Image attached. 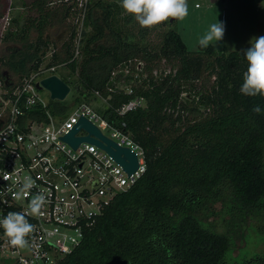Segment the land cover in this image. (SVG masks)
I'll return each mask as SVG.
<instances>
[{
  "label": "trees",
  "instance_id": "trees-1",
  "mask_svg": "<svg viewBox=\"0 0 264 264\" xmlns=\"http://www.w3.org/2000/svg\"><path fill=\"white\" fill-rule=\"evenodd\" d=\"M29 5L36 16L4 35L21 45L3 62L18 82L39 67L47 45L42 36L49 14L45 1ZM96 6L98 19L92 15ZM83 7L81 24L88 30H79L77 55L71 30L63 43L64 57L59 61L51 53L45 68L64 63L76 74L77 94L98 90L105 95L118 65L129 59L141 62L136 77L130 68L122 79L144 105L115 117L112 108L129 97L111 92L104 118L125 122L142 148L145 170L132 186L113 196L84 230L80 243L57 264H225L230 239L200 214L222 201L228 210L239 216L248 213L256 226L264 227V98L240 93L247 69L244 52H218L211 44H197L189 51L172 28L157 50L124 42L118 34L114 43L103 45L96 42L103 27L112 26L111 4L98 0ZM32 28L33 41L28 39ZM160 60L175 64L158 68ZM203 72L211 77L206 86L201 83ZM13 86L4 81L6 94ZM257 105L260 114L253 112ZM52 108L65 110L58 102ZM35 114L44 118L39 110ZM233 264H264V253Z\"/></svg>",
  "mask_w": 264,
  "mask_h": 264
},
{
  "label": "built area",
  "instance_id": "built-area-1",
  "mask_svg": "<svg viewBox=\"0 0 264 264\" xmlns=\"http://www.w3.org/2000/svg\"><path fill=\"white\" fill-rule=\"evenodd\" d=\"M85 1L83 4L80 1L81 14ZM78 38H75L74 56L77 55ZM118 66H125L118 72L122 75L118 77L115 70L111 72L113 86L106 87L105 95L93 90L81 96L82 102L70 110L65 107L61 113H48L35 87V82L48 75L45 71L52 72L53 66L38 67L30 72L11 87L9 94L4 89L7 108L0 116V219L8 212L27 213L31 195L37 192L45 193L47 203L41 215H27L28 221L35 225L27 238L28 247H12L0 228V264H57L80 243L84 230L113 196L127 190L144 172L142 148L132 140L125 122H109L104 118L111 92L121 91L129 97L112 108L115 117L144 105V100L133 95L130 84H124L122 79L130 68L136 77L141 62L127 60ZM90 101L102 103L103 107L98 110ZM37 110L43 113V119L37 118ZM80 116L117 146L133 152L136 168L126 172L104 149L93 143L81 141L72 148L63 141L61 136ZM86 134L85 129L79 128L74 135ZM27 176L35 182L31 195L17 200L14 193Z\"/></svg>",
  "mask_w": 264,
  "mask_h": 264
},
{
  "label": "rangeland",
  "instance_id": "rangeland-1",
  "mask_svg": "<svg viewBox=\"0 0 264 264\" xmlns=\"http://www.w3.org/2000/svg\"><path fill=\"white\" fill-rule=\"evenodd\" d=\"M32 0H0V116L7 108V102L3 97L5 92L3 83L5 80L18 83L17 74L10 71L3 64L13 49L21 50L18 41L5 38L4 35L9 31H14L20 24L36 16V11L31 9ZM45 8L49 10L48 18L42 30V36L46 40L44 56L39 68H44L54 53L60 61L64 57V46L71 30L78 32L88 30L81 24V11L84 0H43ZM98 0H86L85 3L93 4ZM111 4L113 9V22L111 28L103 27V36L96 43L110 45L115 42L116 34L124 42L132 43L137 47L144 46L150 50H157L161 44L163 34L168 29H173L178 33L185 44L187 50L192 51L196 48L199 38L209 29L214 22H221L225 26L223 40L213 42L211 45L218 52L227 53L235 50L245 52L251 45L250 41L254 37L264 36V0H187L188 15L183 20H171L155 26L151 29H144L139 26L135 19L124 12L121 7V0H99ZM83 6V5H82ZM92 15L96 19L100 18V8L93 7ZM36 30L30 29L28 39L33 41ZM74 42V41H73ZM75 44V43H74ZM80 59V56L77 58ZM132 60V59H129ZM172 62L160 60L157 67L169 68ZM172 64H175L173 61ZM53 72L59 77L67 78L70 81L69 92L62 100H53L48 97L44 89H37L40 99L45 104L48 113H52L53 102L66 107L70 110L77 103L82 102L81 95L75 92L77 85L75 72H71L64 63L58 62L54 66ZM125 66L117 67L114 74L122 70ZM211 77H207L206 72L201 75V83L206 86ZM77 99H74V97ZM87 101V100H86ZM91 102V106L100 110L102 103ZM2 117V116H1ZM107 133V130H103ZM226 201V200H224ZM210 206V205H208ZM210 209V210H209ZM206 212L200 214L202 221L211 225L216 232L228 235L230 247L223 257L225 264L241 263L248 260L255 254L264 253V227L256 226L257 220L250 215L236 214L233 210H228L225 202H215Z\"/></svg>",
  "mask_w": 264,
  "mask_h": 264
},
{
  "label": "clouds",
  "instance_id": "clouds-1",
  "mask_svg": "<svg viewBox=\"0 0 264 264\" xmlns=\"http://www.w3.org/2000/svg\"><path fill=\"white\" fill-rule=\"evenodd\" d=\"M121 7L125 13L131 15L141 28L151 29L162 23L173 20H183L188 15L187 0H121ZM225 26L221 22H214L209 29L199 38L198 45L207 48L213 42L223 40ZM250 47L244 52L247 69L243 73V83L240 93L249 96L264 98V36L254 37L250 41ZM259 105L253 108V112L260 114ZM31 176L24 178L19 190L14 193L17 200L31 195L34 187ZM47 203V197L43 191L31 195L28 203V212H8L0 219V228L8 238L12 247L24 249L29 246L27 239L35 230L27 215L33 217L42 214V209Z\"/></svg>",
  "mask_w": 264,
  "mask_h": 264
},
{
  "label": "water",
  "instance_id": "water-1",
  "mask_svg": "<svg viewBox=\"0 0 264 264\" xmlns=\"http://www.w3.org/2000/svg\"><path fill=\"white\" fill-rule=\"evenodd\" d=\"M172 19L169 20V22ZM37 89H44L48 93V97L53 100H62L69 92L70 86L65 83L59 76L54 73L45 75L35 82ZM84 97V96H82ZM83 128L87 131L86 135L75 136V132ZM61 139L68 143L72 148L81 141L95 144L104 149L117 163H119L126 172L133 171L137 166L136 157L126 147L117 146L110 139L103 136L100 131L84 117H79L72 128Z\"/></svg>",
  "mask_w": 264,
  "mask_h": 264
}]
</instances>
